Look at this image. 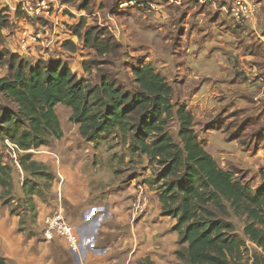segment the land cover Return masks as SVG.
I'll return each instance as SVG.
<instances>
[{
  "label": "crops",
  "instance_id": "0c3cea01",
  "mask_svg": "<svg viewBox=\"0 0 264 264\" xmlns=\"http://www.w3.org/2000/svg\"><path fill=\"white\" fill-rule=\"evenodd\" d=\"M125 5L139 12L124 27L125 45L166 79L172 102L185 105L199 141L218 165L242 172L252 190L259 188L264 184V13L248 26H236L223 13L224 0L120 4ZM62 32L61 38L80 41ZM64 109L70 119L71 109ZM61 124L64 137L53 148L33 151L56 175L51 199L37 202V224L62 199L81 250L69 252L60 239L27 237L19 232L20 218L1 213L0 204V255L8 264H182L176 257L177 220L162 214L147 156H133L129 145L116 140L97 146L85 141L71 121L69 130ZM18 170L20 197L25 174L19 165ZM244 239L248 259L255 250L262 252Z\"/></svg>",
  "mask_w": 264,
  "mask_h": 264
},
{
  "label": "trees",
  "instance_id": "16d2710c",
  "mask_svg": "<svg viewBox=\"0 0 264 264\" xmlns=\"http://www.w3.org/2000/svg\"><path fill=\"white\" fill-rule=\"evenodd\" d=\"M7 25L0 13V28ZM90 36L84 37L85 45L103 54L102 44L90 46ZM51 61L33 66L23 59L10 64L12 74L0 78V201L20 218V233L34 237L27 227L37 223V202L52 197L56 175L33 151L51 148L64 137L56 112L62 105L71 109L70 121L85 141L98 146L116 140L129 145L133 156H147L156 165L152 183L159 185L163 216L177 220L176 257L182 264H264V184L252 190L240 172L218 165L199 141L185 105L173 104V89L163 76L151 66L134 68L139 90L133 93L106 77L90 84L67 62ZM173 121L179 123V142L169 132ZM17 164L25 174L20 197ZM234 218L245 222L242 237ZM243 236L262 252L255 250L248 259ZM0 264H8L1 255Z\"/></svg>",
  "mask_w": 264,
  "mask_h": 264
},
{
  "label": "rangeland",
  "instance_id": "374dc122",
  "mask_svg": "<svg viewBox=\"0 0 264 264\" xmlns=\"http://www.w3.org/2000/svg\"><path fill=\"white\" fill-rule=\"evenodd\" d=\"M60 1L67 9H64L59 15L60 25L54 26V24L39 18H29L24 14L14 11L12 9L13 5H7L5 0L4 2L0 0V13L8 22L6 27L0 28V78L12 74L14 71L13 67H10V64L15 63L16 66L23 59L27 60L29 64H33V66H37L39 62L50 63L52 62L51 59H57L65 63L67 62L68 66H71L79 79L87 80L90 84L96 85L101 82L103 77H106L125 86L133 93L138 91L139 86L135 83L133 69L139 66H145V64L141 62L139 57H136L134 48L124 43L125 25L129 28L127 22L133 16L139 14V12L135 13V11H132V8L135 7L131 5L120 6L122 2L127 0ZM256 1L260 4L258 13H264V0ZM63 17L66 18L62 21ZM67 31H72L73 35H71V37L76 36L80 40L77 43L80 44L81 47L74 42H70L71 40L66 43L63 42V37L61 38L60 34L61 32L62 34H69ZM76 31H79L81 36L76 35ZM25 32L28 33L25 35ZM87 33L91 34L90 38H88L90 46H98L99 44L104 46L105 52L103 54L97 50V47L91 48L85 45L84 37H86ZM38 34L41 35V38L33 40L30 38L35 35L37 37ZM157 73L160 74L159 72ZM173 104L175 106L183 105L176 101H174ZM3 106L14 110V108L9 106L6 102H3ZM64 108L66 107L61 106L56 112L61 122L65 126H68L67 129H72L70 127L69 114ZM177 127V121H173L169 127V132L174 139L179 142V130ZM56 142L57 141H55V143ZM122 151L123 149H121V151L118 149V154L122 155ZM109 156L112 157V155ZM148 165L151 167V171L155 170L154 176L157 175L158 170L156 165L152 167L149 162ZM240 174L242 176L243 173L240 172ZM59 196L62 198L61 194ZM0 204L2 208L1 213H3L4 210L9 211L7 207L2 205L1 201ZM62 206V209L66 212L63 203ZM44 219L41 226L36 223L35 226L30 225L27 227L30 228L33 236L41 241H43V239L45 240L42 232L44 228ZM232 221L237 227L238 236L242 237L243 227L245 225L244 220L234 218ZM56 239H60L64 243L63 239L60 237ZM65 247L67 249L66 245Z\"/></svg>",
  "mask_w": 264,
  "mask_h": 264
},
{
  "label": "built area",
  "instance_id": "2783aa9c",
  "mask_svg": "<svg viewBox=\"0 0 264 264\" xmlns=\"http://www.w3.org/2000/svg\"><path fill=\"white\" fill-rule=\"evenodd\" d=\"M4 2V0H3ZM7 5H13L12 9L29 18H39L48 23L58 26L59 15L67 7L60 0H5ZM256 0H224L222 6L223 13L236 26H248L259 14V6ZM73 35L72 31H67ZM28 32H25L26 35ZM32 40L41 38V35L30 37ZM70 39L63 38V42ZM10 146V144H9ZM12 147V146H11ZM13 157L17 159V154L13 152ZM144 196L143 186L139 187V200ZM61 200L52 209V211L44 219V228L42 230L46 241L52 242L57 237L63 239L67 249L72 253H79L81 250V238L77 229L72 225L67 217L65 210L62 209ZM140 210V208H138Z\"/></svg>",
  "mask_w": 264,
  "mask_h": 264
}]
</instances>
